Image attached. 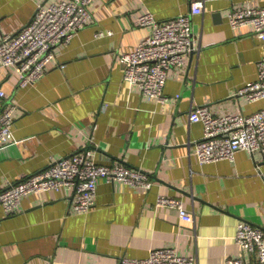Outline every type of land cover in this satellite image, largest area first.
<instances>
[{
	"label": "crops",
	"instance_id": "obj_1",
	"mask_svg": "<svg viewBox=\"0 0 264 264\" xmlns=\"http://www.w3.org/2000/svg\"><path fill=\"white\" fill-rule=\"evenodd\" d=\"M61 1L0 0V41L28 25L40 5ZM192 1L96 0L91 23L55 48L37 83L21 88L15 69L0 70V110L16 105L13 138L0 147V191L85 151L103 165L142 169L154 181L144 190L102 179L84 214L74 210L70 188L30 194L10 215L0 208V264H120L166 247L198 264H255L256 254L235 236L242 223L264 228V156L241 150L234 161L201 164L195 142L203 125L191 123L189 112L203 105L217 115L264 108V100L240 93L258 79L264 45L251 26L233 30L228 20L233 9L264 8V0L205 3L193 17L197 49L170 70L164 102L127 82L120 62L151 32L138 25L142 13L165 21L189 13ZM160 195L182 199L194 222L156 206Z\"/></svg>",
	"mask_w": 264,
	"mask_h": 264
},
{
	"label": "built area",
	"instance_id": "obj_2",
	"mask_svg": "<svg viewBox=\"0 0 264 264\" xmlns=\"http://www.w3.org/2000/svg\"><path fill=\"white\" fill-rule=\"evenodd\" d=\"M96 0H63L49 6L40 5L32 21L16 35H4L0 41V70L13 68L21 88L41 80L56 58L55 48L71 43L76 34L88 26ZM208 0H194L190 12L165 21L152 13H142L138 25L151 29L133 51L122 53L120 62L124 78L140 91L160 102L165 101V86L170 70L185 64L194 52L193 17L204 13ZM233 30L251 26L255 37L264 45V8H236L228 16ZM111 34V32H108ZM100 35H103L101 32ZM250 102L264 100V56L258 63V79L241 91ZM6 92L0 89V98ZM16 105L9 103L0 110V147L10 142L14 134ZM191 123L203 125V136L195 142V155L201 164L221 160L234 161L237 152L264 156V108L252 114H215L209 106H197L189 112ZM120 181L134 188L149 190L154 181L150 174L121 162L103 165L92 151L53 160L45 169L28 178L10 183L0 191V208L6 215L18 211L24 197L47 191L70 188L75 195L74 210L88 213L96 202L98 183ZM156 206L176 211L184 222H194V216L182 199L160 195ZM236 242L257 256L255 264H264V228L250 223L240 224ZM120 264H198L194 256L180 255L174 248H158L146 258L126 257ZM224 264H247L243 258H230Z\"/></svg>",
	"mask_w": 264,
	"mask_h": 264
}]
</instances>
